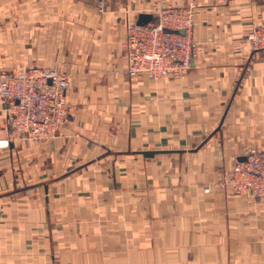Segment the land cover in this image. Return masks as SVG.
<instances>
[{"label":"crops","instance_id":"0c3cea01","mask_svg":"<svg viewBox=\"0 0 264 264\" xmlns=\"http://www.w3.org/2000/svg\"><path fill=\"white\" fill-rule=\"evenodd\" d=\"M169 1L194 9L205 53L155 80L127 74L125 48L126 13L154 0L104 15L99 0H0V69H58L72 106L55 136L0 151V264H264V199L216 187L264 149V50L247 39L264 0Z\"/></svg>","mask_w":264,"mask_h":264},{"label":"built area","instance_id":"2783aa9c","mask_svg":"<svg viewBox=\"0 0 264 264\" xmlns=\"http://www.w3.org/2000/svg\"><path fill=\"white\" fill-rule=\"evenodd\" d=\"M159 1L152 12L156 21L127 23V74L160 79L183 78L205 49L193 37L195 11ZM252 50H264V24L248 34ZM70 76L52 67H31L20 72L0 71V97L5 103L7 135L0 151L22 140H46L63 129L72 106L67 93ZM238 194L264 199V149H251L221 184ZM209 191V190H207Z\"/></svg>","mask_w":264,"mask_h":264},{"label":"rangeland","instance_id":"374dc122","mask_svg":"<svg viewBox=\"0 0 264 264\" xmlns=\"http://www.w3.org/2000/svg\"><path fill=\"white\" fill-rule=\"evenodd\" d=\"M111 0H99V2H98V6H97V9H98V12H99V14L100 15H104V14H106L107 13V11H108V5H109V2H110ZM155 2H154V4L151 6L152 7V11H151V13L154 11V9H155V7L157 6V5H159V1H163V0H154ZM165 5H167V6H175V5H172L171 3H170V1L169 0H165ZM175 7H179V6H175ZM185 7V6H184ZM132 10H134V7H132ZM130 12V11H129ZM124 15H125V13H124ZM137 15V9H136V11L134 10V11H131V13H126V21H127V23H128V21H131L132 23H134L136 20H135V16ZM153 21H156V18L153 16ZM22 23H24V22H22ZM26 23V22H25ZM36 23H43V20L42 19H37L36 20ZM0 71H3V70H1L0 69ZM3 72H5V71H3ZM251 149H261V148H259L258 146H251L249 149H247L246 150V153L249 151V150H251ZM222 183H218L217 185H216V187H221V188H224V190H227L228 188H226V187H223L222 185H221ZM206 190V192H210L211 191V188L210 187H208V188H206L205 189ZM207 190H209V191H207ZM234 192V191H233ZM235 193V192H234ZM237 195H244V194H238V193H236Z\"/></svg>","mask_w":264,"mask_h":264},{"label":"water","instance_id":"95a60500","mask_svg":"<svg viewBox=\"0 0 264 264\" xmlns=\"http://www.w3.org/2000/svg\"><path fill=\"white\" fill-rule=\"evenodd\" d=\"M153 21V14L152 13H140L138 16L137 24L138 25H146ZM160 152H169V151H156V150H148V151H141L145 157H153L156 153ZM245 160V157L242 161Z\"/></svg>","mask_w":264,"mask_h":264}]
</instances>
